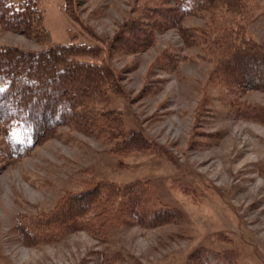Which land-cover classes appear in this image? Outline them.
I'll return each mask as SVG.
<instances>
[{"label": "rangeland", "instance_id": "obj_1", "mask_svg": "<svg viewBox=\"0 0 264 264\" xmlns=\"http://www.w3.org/2000/svg\"><path fill=\"white\" fill-rule=\"evenodd\" d=\"M75 1L71 17L39 0L52 41L93 47L112 73L104 117L17 158L0 132V264H264V84L231 51L264 44V0L183 15L142 49L119 37L136 0ZM0 42L51 44L1 27ZM140 200L149 215L125 206Z\"/></svg>", "mask_w": 264, "mask_h": 264}, {"label": "trees", "instance_id": "obj_2", "mask_svg": "<svg viewBox=\"0 0 264 264\" xmlns=\"http://www.w3.org/2000/svg\"><path fill=\"white\" fill-rule=\"evenodd\" d=\"M241 1L136 0L132 21L122 25L121 32L124 35L119 37L120 40L121 37L127 38L128 43L140 41L141 47L136 48L142 49L152 41L154 30L163 29L166 23L176 24L183 15L190 13H209L218 5L232 13L242 11ZM64 2L66 13L73 15L70 8L76 1ZM159 17L163 21L158 20ZM145 18L149 21L146 22ZM0 27L39 42L51 43L46 49L30 51L0 42V132L4 135L9 156L17 158L24 155L33 146L52 136L61 125L90 132L95 126L93 122L98 120L101 113L104 117V112L94 109L102 96L101 83L104 78L107 80L113 76L104 69L100 70V64L86 59L94 57V48L73 40L67 43L52 41L44 25V13L39 0H0ZM200 33L204 38L209 34L207 30H200ZM232 43L231 51L235 58L259 68L246 67L249 71L246 75L250 77L251 74H258L255 83L264 84V72H261V69L264 70V44L250 39L242 40L238 45L234 40ZM247 82L251 83L243 85L255 86L252 81ZM239 84L242 85L240 81ZM106 135L107 138L113 136L111 132ZM130 135L138 140L135 137L138 134ZM85 202L88 201L82 199V203ZM142 202L137 201L134 205L128 202L125 206L128 211H142L149 215L151 211H145L141 207Z\"/></svg>", "mask_w": 264, "mask_h": 264}]
</instances>
